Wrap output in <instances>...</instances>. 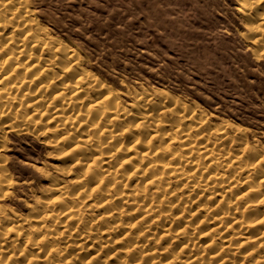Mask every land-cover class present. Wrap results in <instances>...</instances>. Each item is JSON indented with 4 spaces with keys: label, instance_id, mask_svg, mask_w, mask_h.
<instances>
[{
    "label": "rangeland",
    "instance_id": "obj_1",
    "mask_svg": "<svg viewBox=\"0 0 264 264\" xmlns=\"http://www.w3.org/2000/svg\"><path fill=\"white\" fill-rule=\"evenodd\" d=\"M0 54V264H264V0H0Z\"/></svg>",
    "mask_w": 264,
    "mask_h": 264
},
{
    "label": "bare ground",
    "instance_id": "obj_2",
    "mask_svg": "<svg viewBox=\"0 0 264 264\" xmlns=\"http://www.w3.org/2000/svg\"><path fill=\"white\" fill-rule=\"evenodd\" d=\"M261 25V24H260ZM260 25H257V26H255L254 28H252V30H256V29H258L259 28V26ZM63 45V44H62ZM65 50V49H64ZM20 54H22V52H19ZM72 54V53H71ZM1 55V54H0ZM20 57V56H19ZM5 58V57H4ZM11 58H13V57H11ZM10 58V59H11ZM18 58V57H17ZM19 59V58H18ZM8 60V59H7ZM15 60V59H14ZM6 62H8V61H6V59L4 60V63H6ZM15 62V61H14ZM5 66V65H4ZM9 72V71H8ZM20 86V85H19ZM72 88V87H71ZM64 89V88H63ZM69 90V85H66V87H65V90ZM64 90V91H65ZM67 92H70V91H67ZM63 93H65V92H63ZM62 92H60V94H58V96H59V98L60 97H62L64 94H63ZM76 95V94H75ZM97 105V104H96ZM10 110V109H9ZM3 115V114H2ZM68 118H70V117H68ZM68 118H65L64 119V121H66V120H68ZM18 119V118H17ZM7 127V126H6ZM11 128V127H10ZM138 141H139V139H137ZM136 141V140H135ZM256 157H257V155H256ZM260 157V156H259ZM263 157V156H262ZM95 160V159H94ZM93 161V160H92ZM111 162V161H110ZM94 163V162H93ZM104 173H106V172H104ZM108 173V172H107ZM109 173H111V171H109ZM108 173V175H110ZM103 174V173H102ZM100 177L101 178H98V177H96L97 178V181L99 182V183H103L104 182V180H105V174H103V175H100ZM107 182V181H106ZM62 187V186H61ZM64 187H62V189H63ZM223 196L225 197V195H223V192L221 193V194H218V198L220 199V198H223ZM63 201V200H62ZM151 204V203H150ZM147 206H149V205H147ZM66 213V212H65ZM148 213V212H147ZM70 219V218H69ZM263 223V222H262ZM114 228V227H113ZM78 246H82V245H78ZM102 248V247H101ZM234 264V263H233Z\"/></svg>",
    "mask_w": 264,
    "mask_h": 264
}]
</instances>
